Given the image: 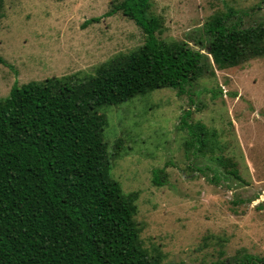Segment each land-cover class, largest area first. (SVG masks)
<instances>
[{"label": "rangeland", "instance_id": "rangeland-1", "mask_svg": "<svg viewBox=\"0 0 264 264\" xmlns=\"http://www.w3.org/2000/svg\"><path fill=\"white\" fill-rule=\"evenodd\" d=\"M118 1L3 0L0 98L14 84L93 74L142 45L134 22L120 12L105 17ZM150 2L162 28L157 38L195 49L204 46L195 41L214 14L230 12L228 24L241 28L264 23V0ZM206 58L209 72L184 93L156 89L102 110L108 154L119 147L110 175L124 193H136L140 239L161 264L264 259V57L224 70ZM192 126L212 137L204 154L186 145ZM217 157L235 164L237 178Z\"/></svg>", "mask_w": 264, "mask_h": 264}, {"label": "trees", "instance_id": "trees-1", "mask_svg": "<svg viewBox=\"0 0 264 264\" xmlns=\"http://www.w3.org/2000/svg\"><path fill=\"white\" fill-rule=\"evenodd\" d=\"M117 12L140 28L142 45L116 54L93 74L14 84L0 98V264H161L140 239L136 193H124L110 175L119 147L108 154L102 110L156 89L184 93L209 72L208 56L220 70L264 57V23L229 25L230 12L205 23L194 45L204 44L200 49L158 39L162 28L150 0H120L105 17ZM189 132L187 147L197 145L204 154L212 137L202 126ZM215 161L237 178L234 163ZM212 264L264 259L244 254Z\"/></svg>", "mask_w": 264, "mask_h": 264}]
</instances>
